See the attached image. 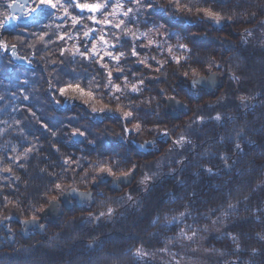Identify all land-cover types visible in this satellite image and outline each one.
Returning a JSON list of instances; mask_svg holds the SVG:
<instances>
[{
  "label": "trees",
  "instance_id": "trees-1",
  "mask_svg": "<svg viewBox=\"0 0 264 264\" xmlns=\"http://www.w3.org/2000/svg\"><path fill=\"white\" fill-rule=\"evenodd\" d=\"M161 4L167 7V0H161ZM197 6L226 13L232 18L231 22L226 19L222 22L223 27H215L203 15H197L195 11L188 13L184 9L175 13L168 9L162 14L156 13L151 19L183 38L182 42L192 50L188 64L200 76L219 73L222 83L217 93L200 87L194 90L191 87L193 75L187 65H166L164 82L163 75L140 65L136 58L122 61L124 74L130 81L135 82L141 76L145 78L142 93L121 97L123 104L131 102L136 107L135 116L143 122L144 130L137 136L130 135L131 138L141 144L150 141L158 136L155 131L158 125L174 140L185 135L191 143H187L183 150L167 140L158 142L156 151L142 153L121 142L119 137L124 125L117 118L119 113L112 117L105 115L100 121L80 105L67 110L56 106L57 100H63L54 89L49 90V80L60 86L64 81L79 78L85 86L91 76L97 75L95 65L68 61L54 66L46 63L57 59L64 42L57 41L56 34L65 29H58L57 25L33 24L3 33L4 41L17 46L20 55L34 58L35 66L18 65L0 51V97H3L0 100V121L6 120L10 124L14 120L21 121V125L13 124L0 135V156H15L30 144H35L39 151L28 160L20 161L24 168L13 165L14 175L20 178L18 181L12 179V175L0 172V184L3 185L0 190V264H264V239L261 238L264 237V28L260 27V21L264 20V0H197ZM69 11L73 15L78 12ZM233 11L256 12V17L250 22L247 15L237 19L232 16ZM56 15L63 16V10H56ZM168 21L172 25H168ZM246 29L253 35L244 43L242 34ZM43 33L48 34L46 41L57 42L49 43L45 48L38 39ZM170 42L176 44L177 41L173 38ZM67 43L70 46L71 41ZM146 51L141 49V58L151 56ZM154 54L158 60L166 58V54L156 50ZM209 63L220 67H212L209 71ZM53 67L56 72L49 75ZM152 68H155L154 63ZM185 71L189 72L187 79L183 76ZM232 73L239 80L230 79ZM113 75H117L115 70ZM156 76L160 77L159 82L152 79ZM117 80L122 84V79ZM161 90H165V97L175 95L188 104L186 113H180L177 118L168 114L165 98L158 95ZM25 96L28 99H24ZM149 97L155 98L151 105L141 103ZM242 97L246 98L243 102ZM96 99L116 108V103L110 102L108 97ZM209 104L212 106H206ZM29 109L36 114L35 118ZM217 114L223 119L215 120ZM197 115L204 117L203 122L188 127ZM135 123L136 120L127 127L132 128ZM21 127L26 140L18 135ZM6 128L7 125L0 123V130ZM74 128H87L88 132L81 144L71 147ZM241 129L242 135L237 136ZM51 131L57 135L53 137ZM221 137H224L223 141ZM89 140L94 142L89 144ZM236 143L242 150L235 148ZM12 146L17 147V153L11 151ZM169 148H172L171 152ZM220 154L230 157V167H225L219 159ZM63 156L81 160L89 172L88 182L81 183L83 172L80 175L72 171L62 172ZM110 159H119L122 164L130 159L140 166L133 184L127 189L122 188V192L114 190L109 182L100 183L95 188L92 186L89 162ZM157 161H160L159 166ZM5 163L9 161L5 159ZM208 167L213 173L204 170ZM45 168L57 175L41 172ZM146 173L155 175L151 181L141 184ZM55 183L82 192L91 190L95 201L90 209L75 206L67 210L42 236L34 231L26 238L20 230V220L41 216V211L57 194L44 196ZM99 192L104 196L97 195ZM126 193H131V201L120 200ZM4 196L13 203L5 207ZM245 196L247 200H244ZM118 200L119 203L114 202ZM104 203L110 204L115 213L110 218L90 220L91 214L106 210ZM228 203L235 204L236 210H228L229 214L225 215ZM33 204L36 205L35 212ZM181 212H190L191 215L186 214L173 223L165 222V216L170 219ZM5 217H16L17 221L3 224ZM218 217L219 221L213 223ZM157 218L159 222L153 224ZM189 225L201 230L196 242L176 240L179 231H187ZM8 228L14 235L13 243L11 234H6ZM205 228L207 231H203ZM228 234L235 236L236 241ZM141 246L154 255L146 259L135 257V249ZM165 246L169 252L158 251Z\"/></svg>",
  "mask_w": 264,
  "mask_h": 264
},
{
  "label": "snow or ice",
  "instance_id": "snow-or-ice-1",
  "mask_svg": "<svg viewBox=\"0 0 264 264\" xmlns=\"http://www.w3.org/2000/svg\"><path fill=\"white\" fill-rule=\"evenodd\" d=\"M32 2L34 7L29 10V16L33 14L49 16L55 14L50 10H63V16L59 17V19L63 20V23L57 25V28H63L65 31L58 32L56 36L57 41H63L64 44L59 48L57 59L46 61V63L50 66H54L56 64L63 65L65 61H68L69 63H80L86 66L95 65L97 68V75L91 76L85 82V86H82V82L79 78L64 81L60 86L54 85L51 80H49V90L54 89L65 102L70 98L68 96L69 92H78L80 97H84L86 95L90 98V101L95 100L97 97H99L100 100H104L105 97L110 98V102L116 103L115 109H112L107 105L100 108L92 106L91 113L94 115L101 113H119L120 115L117 118L123 121L124 125L122 127V134H120L119 137L120 139H124L125 135L131 132L139 134L144 130L143 122L138 120L135 116V112L137 111L136 107L131 102L123 104L121 102V97H127L133 93H142L145 87V78L141 76L136 79L135 82L130 81L129 76L124 74L125 69L122 61L126 62L130 58H136V62L140 65H144L150 70H154L156 73L163 75L165 77L164 82H166L167 77V73L164 72L166 65L175 64L181 67L187 65L193 75V79L191 80V87L193 89H195L197 85L204 83L205 80L211 81L214 79V76H209L207 78L200 76L197 70L188 64V61L191 59L192 50L187 44L182 42L183 38L178 33L164 31L165 25L156 23L155 20L151 19L152 16L156 13L162 14L168 9H172L174 13L180 12L181 9H184L188 13L195 11L197 15H203L206 20L211 21L216 26H220L226 19L229 22H231L232 19L231 17H228L226 13H222L221 11H217L213 8L198 7L197 0H187V2H185V0H167V7L162 6L161 0H32ZM11 6V4L8 5V7ZM21 7H23V5H21ZM69 9H72L73 11L78 10V12L73 15ZM83 13H88V15H82ZM241 15H247L250 22L255 19L256 12H252L250 14L246 12H232V16L237 19ZM85 21L90 23H86ZM138 24H143L145 30L142 31L139 27H136ZM0 27H3V25L0 24ZM260 27L264 28V20L260 21ZM47 35V33H43L38 37V39L44 43L45 48L48 47L49 43L57 42L52 41L51 39L46 41L45 36ZM252 35L253 32L246 29L242 34V42L247 43V37H251ZM173 38L176 39V44H172L170 42ZM68 41H73L71 46H68ZM224 43H227V41H224ZM11 47L14 49L15 45H12ZM30 47H34V45H30ZM8 48L9 46L6 43L0 42V49L7 51ZM141 49H155L162 55L166 54V58L164 60H158L156 59V56L148 55L141 58ZM176 53H181V55H177ZM77 58H79V60ZM149 61L152 63H149ZM153 63L155 64L154 69L152 68ZM212 67L219 68L220 65L209 63V71H211ZM113 69H115L117 73L115 77L113 75ZM55 72L56 68L53 67L52 72H50L49 75H52ZM175 72L176 70L173 69V74H175ZM183 76L187 79L189 72L185 71ZM229 78L239 80V77L235 73H232ZM117 79H122L123 86L121 83L115 82ZM152 79L159 82L160 77L156 76L152 77ZM172 91L175 92V88H173ZM158 95L165 98V102H171L174 110L186 113L188 104L178 100L175 95L165 97V90H161ZM2 99L3 97H0V100ZM24 99H28V97L25 96ZM154 99V97H149L142 100L141 103L151 105ZM245 99L246 98L242 97L241 101L243 102ZM90 101H84L85 105L88 106ZM56 103L59 105L61 100H57ZM206 106L211 107L212 105L209 104ZM156 107L159 108L160 104L157 103ZM28 111L33 118L36 117V114L31 112V109ZM199 111L200 109H197V112ZM214 119L220 121L223 117L220 114H217ZM134 120H136V123L132 128H128L127 125L133 124ZM203 120V116L197 115L194 120L189 122L188 127H191L192 124L197 122L202 123ZM0 123L7 125L6 129L0 130V135L7 131V129L12 128L13 124L17 126L21 125L20 120H14L13 124H10L6 120L0 121ZM42 126L46 129L48 128L47 124H43ZM104 131H107V129ZM155 131L157 132L158 137H169V132L167 130L161 131L158 125L156 126ZM87 132V128L83 130L80 128H74L71 135L73 137H86ZM242 132L243 130L241 129L240 132H237V136L242 135ZM18 135L21 139L26 140L24 129L22 127L20 128ZM51 135L55 137L57 133L55 131H51ZM223 140L224 137H221V141ZM93 142L94 141L91 140L88 141L89 144ZM133 143H135V141H133ZM155 143L156 141L154 140L145 141L138 147L145 149V147L148 146L150 150L151 147H155ZM171 143L173 146H176L191 143V141L188 140L185 135L181 134L178 139L172 141ZM235 148L237 150H242L239 143L235 144ZM11 151L13 153H17V147L12 146ZM38 151L39 149L35 144H30L29 146L24 147L23 151L17 153L15 156H0V172L8 173L12 175V179L18 181L20 178L19 176L14 175L13 165L17 168H24L25 165L20 163V161L28 160L33 153ZM56 151L60 152V149L56 148ZM168 151L171 152L172 148H169ZM5 159H7L9 163H5ZM219 159L224 163L225 167H230V157L227 154H220ZM159 164L160 161H157V166H159ZM138 167L140 166L133 163L130 159L124 161L123 164L119 159L89 162V168L92 169V174L90 176L92 186L93 188L97 187L100 183L105 182L108 177H111L113 183L117 186L120 183L130 182ZM145 167H147V165ZM61 170L63 173L72 171L76 173V175H80V173L83 172L84 175L81 176V183H86L89 180V172L85 170L81 160H77L72 156L62 157ZM204 170L207 173H213V169L211 167L205 168ZM41 172H44L49 176L57 175L54 172H48L46 168L41 169ZM154 175L155 174L149 176L146 173L140 183L146 184L153 179ZM5 179L7 180L8 177H5ZM2 189L3 185L0 184V190ZM54 192L59 193V197L53 195L52 199L49 201V207L53 209L59 206L60 198L78 196L82 201H95L91 191L80 192L78 188H65L61 183H55L54 188L47 189L44 194L45 198ZM97 195L103 197L104 193L99 192ZM125 198L129 201L133 199L131 193H126L125 196L120 198V200ZM247 199L248 197L245 196L244 200ZM3 200L5 202V207H7L9 203H13L7 196H4ZM114 202L119 203V200ZM104 207L106 210L100 211L98 214H91L89 219L99 220L100 218H110L115 213V209L111 207L110 204L104 203ZM32 209L33 212L36 211L35 204L32 205ZM228 210L235 211L236 205L228 203L227 209L224 213L225 215L229 214ZM186 214L191 215L190 212H181L179 213V216H172L170 219L165 216V222L173 223L184 218ZM5 219H9V217H5ZM219 219L220 218L218 217L217 221H213V223H217ZM34 221L35 215H33L32 218V222ZM157 222H159V218L152 221L153 224ZM25 223H29V221H25ZM200 231V229L193 228L189 225L187 226V231H185V229H181L175 239L187 240L194 243L199 237ZM203 231H207V229L205 228ZM189 232L191 233L190 235ZM228 235L234 242L236 241L237 238L235 236H232L231 234ZM261 238L264 239V237ZM236 247L238 250L240 247L238 243L236 244ZM158 251L161 253H167L169 252V249L165 246L160 248ZM211 251H214V249ZM133 255L138 258L146 259L153 256L154 253L145 251L141 246L135 249Z\"/></svg>",
  "mask_w": 264,
  "mask_h": 264
},
{
  "label": "water",
  "instance_id": "water-1",
  "mask_svg": "<svg viewBox=\"0 0 264 264\" xmlns=\"http://www.w3.org/2000/svg\"><path fill=\"white\" fill-rule=\"evenodd\" d=\"M30 3V0H13V3L11 4L12 6L10 7V12H11V17L9 19V21L7 22L8 24L5 25L2 29L1 32H9L11 33L14 29L18 28V27H22L23 25L28 24L29 20H30V16L28 15V13L25 11L27 5ZM21 5H23V7H21ZM214 25V24H213ZM216 27V25H214ZM224 24L222 23L220 26L217 27H223ZM1 37V35H0ZM9 46L8 50L5 51L2 49V51L6 54L9 55L12 59V61H14L16 64L18 65H25L27 67L30 68H34V65L32 64V60L33 58L27 59L24 56H21L18 52V48L17 46H15V48L13 49L10 44H7ZM209 76H214V79L211 81L205 80L204 83L197 85V87H200L202 89H206L209 90L211 92H215L216 89L221 85V79L219 78V73H215V74H209L207 75V77ZM205 77V76H203ZM205 77V78H207ZM196 87V88H197ZM57 107H59L62 110H67L69 109V107L73 106V105H77V106H82L85 109H87L89 111V113H91V108H89L88 106H86L85 104L81 103V102H77L76 100H70L68 99V101L65 103V105H61V104H57L55 103ZM166 112H168L169 114H171L174 118L178 117V112H176L177 110H173V104L171 102H166ZM92 114V113H91ZM93 116H96L100 121L103 118L104 115L107 116H112L111 114H92ZM133 132L126 134L124 139H121V142L124 143H129L131 146H133L134 148L136 147L139 151H141L142 153H146V152H151L153 151L152 148H155L157 146V142L158 141H162V140H170L171 142L174 141V139L171 137V135L169 134V137L167 138H163V137H156L155 139H152L150 141H156L155 143V147H151V149L149 150V147L146 146L145 149H141L138 146L141 143H138L136 140H129V136L130 134H132ZM74 142H78L81 143V141L84 140L83 137H72ZM133 141H135V143H133ZM184 145V144H182ZM182 145H176V147H180ZM110 181L111 182V186L112 188L115 190H118L119 192L121 191V184H123L124 186H129L133 183L134 181V177L130 180V182H126V183H120L118 186L116 184L113 183L112 178L108 177L106 178V181ZM104 183V182H103ZM91 191V190H89ZM89 191H83V192H89ZM82 192V191H80ZM92 192V191H91ZM93 194V193H92ZM70 199H74L76 201V203H78L79 206H82L84 204V202H90L92 203V201H82L78 196H71V197H67V198H61L60 202H59V206L57 208H50L49 205L44 208L41 211V216L39 218H35V221L32 222V218L30 220H20V224L22 227H24V232H25V237L29 238V231L31 229H36L39 235H43L45 233V230L47 229V223H58V220L60 218V216H62V209H60L59 207L62 206V204L64 203L66 205V207L68 209L71 208V201ZM12 221H17L16 217H9V219H6L3 224H9ZM25 221H29V223H25ZM44 222V223H43ZM43 223V224H42ZM42 224V225H41ZM7 233L11 234V240L12 243L14 242L15 238L14 235L12 234V230L9 228L7 230Z\"/></svg>",
  "mask_w": 264,
  "mask_h": 264
},
{
  "label": "rangeland",
  "instance_id": "rangeland-1",
  "mask_svg": "<svg viewBox=\"0 0 264 264\" xmlns=\"http://www.w3.org/2000/svg\"><path fill=\"white\" fill-rule=\"evenodd\" d=\"M83 15H88V13H83ZM46 17V16H45ZM62 17V16H61ZM45 22H43L44 24L43 25H45V26H47V27H54V26H56V25H60V24H62L63 23V20L62 19H59V17L56 15V14H54V15H50V16H48L47 18H46V20H44ZM86 23H90V22H88V21H85ZM211 22V21H210ZM212 23V22H211ZM42 25V26H43ZM168 25H172V22L171 21H168ZM136 27H139L142 31L143 30H145V28L143 27V24H138V25H136ZM164 31H168V32H170L167 28H165L164 29ZM63 32V31H62ZM81 35H82V33H81ZM73 43V41H71V43H70V46H71V44ZM147 51H146V53L148 54V53H150L151 54V56H156L155 54H154V52H155V49H152V50H148V49H146ZM156 59H157V56H156ZM113 70H115V69H113ZM213 74H215V73H213ZM116 83H120V82H118V80H116L115 81ZM222 83V82H221ZM218 92V88L216 89V91L214 92V93H217ZM68 96L69 97H71V95H70V92L68 93ZM62 100H63V98H61ZM70 99V98H69ZM68 101V100H67ZM66 101V102H67ZM78 103L79 102H81V103H83V104H85L84 103V101H90V98L88 97V96H84V97H79L77 100H76ZM64 100L60 103L62 106L63 105H65V103H66ZM183 102V101H182ZM167 105V104H166ZM92 106H95V107H97V108H100V107H104L105 106V104L103 103V102H99L97 99H95V100H91L90 102H89V105H88V107L89 108H91ZM108 107H110V108H112V109H115L113 106L111 107V106H108ZM174 110V109H173ZM177 112V111H176ZM109 114H111L112 115V113H109ZM169 114V113H168ZM179 115V114H178ZM133 134H137L136 132H134ZM131 135V134H130ZM130 135H128L130 138H129V140H133L132 138H131V136ZM137 136V135H136ZM158 137V136H157ZM155 139V138H154ZM163 142H166V140H162ZM129 144V143H128ZM188 144L187 143H185L184 145H182V146H180V147H178L180 150H183L186 146H187ZM77 146V144H75V143H71V147H76ZM158 147V142H157V146L155 147V148H157ZM176 147V146H175ZM177 148V147H176ZM153 150H155L154 148H153ZM111 184V183H110ZM133 184V183H132ZM131 184V185H132ZM121 187V186H120ZM58 196V195H57ZM48 228V227H47ZM46 231V230H45Z\"/></svg>",
  "mask_w": 264,
  "mask_h": 264
},
{
  "label": "flooded vegetation",
  "instance_id": "flooded-vegetation-1",
  "mask_svg": "<svg viewBox=\"0 0 264 264\" xmlns=\"http://www.w3.org/2000/svg\"><path fill=\"white\" fill-rule=\"evenodd\" d=\"M197 88H199V87H197ZM197 88H195L194 90H197ZM177 112H178V114H180V113H185V112H181V111H178L177 110ZM155 150L154 151H156L157 150V148H154ZM111 183L110 181H107V182H105V183ZM131 185H129V186H124L123 184H121V191L120 192H122L123 190H122V188H125V189H127V188H129ZM58 197H59V195H58ZM61 199V198H60ZM70 201H71V203H72V205H71V208L70 209H68L67 207H66V205L63 203L62 204V206L61 207H59L60 209H62V214L64 215V213L67 211V210H72L75 206H77V207H81V208H87V209H90L91 208V206H92V203H90V202H84V204L82 205V206H79L78 205V203H76V201L73 199H70ZM63 215L62 216H60V218H59V220L63 217ZM58 220V221H59ZM44 223V222H43ZM50 224H52V223H47V226L49 227L50 226ZM21 226V225H20ZM3 227H5L4 225H3ZM21 232L23 233V234H25V232L23 231V227L21 226ZM34 231H36L37 232V230H35V229H31L30 231H29V233H31V232H34ZM6 234H7V232H6Z\"/></svg>",
  "mask_w": 264,
  "mask_h": 264
},
{
  "label": "built area",
  "instance_id": "built-area-1",
  "mask_svg": "<svg viewBox=\"0 0 264 264\" xmlns=\"http://www.w3.org/2000/svg\"><path fill=\"white\" fill-rule=\"evenodd\" d=\"M11 3H12L11 0H0V24H2L3 26L6 24L10 16L8 5ZM32 7H34L33 2L31 3V6L29 7V9H31Z\"/></svg>",
  "mask_w": 264,
  "mask_h": 264
},
{
  "label": "bare ground",
  "instance_id": "bare-ground-1",
  "mask_svg": "<svg viewBox=\"0 0 264 264\" xmlns=\"http://www.w3.org/2000/svg\"><path fill=\"white\" fill-rule=\"evenodd\" d=\"M39 20H42L43 17L42 16H38L37 17ZM70 100H77L80 96L78 95V92H70Z\"/></svg>",
  "mask_w": 264,
  "mask_h": 264
}]
</instances>
